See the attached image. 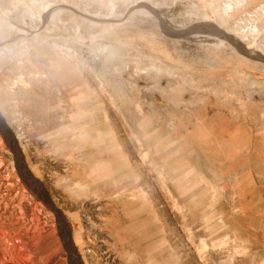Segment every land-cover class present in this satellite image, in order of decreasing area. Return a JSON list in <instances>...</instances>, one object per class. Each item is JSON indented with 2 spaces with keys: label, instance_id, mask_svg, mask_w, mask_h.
<instances>
[{
  "label": "rangeland",
  "instance_id": "rangeland-1",
  "mask_svg": "<svg viewBox=\"0 0 264 264\" xmlns=\"http://www.w3.org/2000/svg\"><path fill=\"white\" fill-rule=\"evenodd\" d=\"M0 115L83 264H264V0H0ZM18 242L70 264L0 132Z\"/></svg>",
  "mask_w": 264,
  "mask_h": 264
},
{
  "label": "water",
  "instance_id": "water-1",
  "mask_svg": "<svg viewBox=\"0 0 264 264\" xmlns=\"http://www.w3.org/2000/svg\"><path fill=\"white\" fill-rule=\"evenodd\" d=\"M0 132L5 136V138L8 141L9 147L13 153V159H14L15 166L20 172L25 183L33 190V192L41 200L44 201V203L49 208L53 210L55 217H56L59 235L61 237L64 249L68 255L70 264H83L71 244L69 227H68L65 217L63 216L61 211L57 207H55L51 199L48 197L45 191V188L43 187L41 182L30 172L29 168L23 161L20 155V152H19L17 139L1 115H0Z\"/></svg>",
  "mask_w": 264,
  "mask_h": 264
},
{
  "label": "bare ground",
  "instance_id": "bare-ground-1",
  "mask_svg": "<svg viewBox=\"0 0 264 264\" xmlns=\"http://www.w3.org/2000/svg\"><path fill=\"white\" fill-rule=\"evenodd\" d=\"M22 243H19V245ZM1 244H3V243L1 242ZM15 245L16 244H14L13 247L17 248L18 253H13V252H11L12 250H10V252H8V250L5 249L4 246L3 247L0 246L1 247L0 248V264H25V262L27 263V261L31 260L30 259L31 253L33 254L36 250H34V252H29L28 246H26V249H25V247H24L25 244H22L21 248H19L17 246L15 247ZM5 247H6V245H5ZM35 255H36V253H35ZM35 255H33L34 259L37 257V256L35 257ZM31 261H33V260H31ZM33 262H35V261H33ZM29 264H31V263H29Z\"/></svg>",
  "mask_w": 264,
  "mask_h": 264
}]
</instances>
